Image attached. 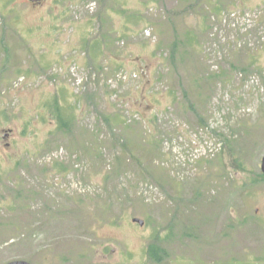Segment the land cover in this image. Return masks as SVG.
<instances>
[{"label":"rangeland","instance_id":"374dc122","mask_svg":"<svg viewBox=\"0 0 264 264\" xmlns=\"http://www.w3.org/2000/svg\"><path fill=\"white\" fill-rule=\"evenodd\" d=\"M263 158L264 0H0V264H264Z\"/></svg>","mask_w":264,"mask_h":264},{"label":"water","instance_id":"95a60500","mask_svg":"<svg viewBox=\"0 0 264 264\" xmlns=\"http://www.w3.org/2000/svg\"><path fill=\"white\" fill-rule=\"evenodd\" d=\"M262 172L264 173V158L262 160ZM134 222L136 223H139L140 225H144V222L140 219H134ZM8 264H30L29 262H26V261H15V262H11V263H8Z\"/></svg>","mask_w":264,"mask_h":264},{"label":"trees","instance_id":"16d2710c","mask_svg":"<svg viewBox=\"0 0 264 264\" xmlns=\"http://www.w3.org/2000/svg\"><path fill=\"white\" fill-rule=\"evenodd\" d=\"M149 254L154 260L159 259V249L155 245L150 246Z\"/></svg>","mask_w":264,"mask_h":264},{"label":"built area","instance_id":"2783aa9c","mask_svg":"<svg viewBox=\"0 0 264 264\" xmlns=\"http://www.w3.org/2000/svg\"><path fill=\"white\" fill-rule=\"evenodd\" d=\"M118 77H119V78H118ZM128 77H129L128 74L122 72V74H121V73L118 74L117 79H118V82H123V83H125V82L128 81V79H129ZM136 77H137V75H135V78H136Z\"/></svg>","mask_w":264,"mask_h":264},{"label":"flooded vegetation","instance_id":"af4514ba","mask_svg":"<svg viewBox=\"0 0 264 264\" xmlns=\"http://www.w3.org/2000/svg\"><path fill=\"white\" fill-rule=\"evenodd\" d=\"M27 2L33 5H41L45 2V0H27Z\"/></svg>","mask_w":264,"mask_h":264}]
</instances>
